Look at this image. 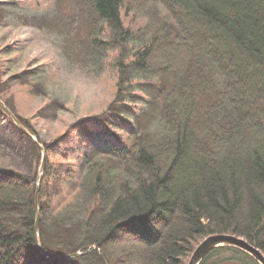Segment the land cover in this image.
Wrapping results in <instances>:
<instances>
[{"label": "trees", "instance_id": "16d2710c", "mask_svg": "<svg viewBox=\"0 0 264 264\" xmlns=\"http://www.w3.org/2000/svg\"><path fill=\"white\" fill-rule=\"evenodd\" d=\"M74 1L89 17L87 63L94 73L115 70V96L67 129L85 142L74 153L42 141L5 100L15 81L44 94L43 72L0 79L2 103L45 155L37 188L40 150L0 107L13 131L0 126V148L28 170L0 165V264H119L130 249L139 264H187L211 235L241 238L264 255V0H158L177 33L158 31L140 48L123 25L125 0ZM136 78L159 82L141 115L127 103L144 102L131 92ZM122 237L142 250L118 246ZM201 264L256 263L224 247Z\"/></svg>", "mask_w": 264, "mask_h": 264}, {"label": "rangeland", "instance_id": "374dc122", "mask_svg": "<svg viewBox=\"0 0 264 264\" xmlns=\"http://www.w3.org/2000/svg\"><path fill=\"white\" fill-rule=\"evenodd\" d=\"M127 5L131 11L128 16L122 13L123 25L139 48L158 31L168 35L177 33L175 24L158 0H125L124 6ZM88 21V13L74 0H0V61L5 72L0 75L1 81H9L11 74L38 70L43 72L40 82L44 86V94H32L26 84L11 82L4 87L5 100L9 101L17 116L31 123L42 141L60 140L63 148L70 147L74 153L79 152L78 148L85 142L67 129L80 118L104 110L116 92L115 70L105 66L102 71L94 73L87 63L84 49ZM7 49L15 53L3 56ZM9 59L13 68L7 71L3 62ZM109 59L112 61L113 57ZM151 81L148 84L136 78L131 84V92L144 101L127 102L137 114L149 111L145 102L149 101L150 106L153 103L146 91L159 87L156 85L159 82L158 78ZM163 81L166 82L167 78L164 77ZM151 92L155 95L156 90ZM53 102L60 103L63 108L53 109ZM43 108H46L43 116L38 117ZM0 126L12 131L9 124L0 122ZM54 159L67 161L56 156ZM3 163L28 172L26 162L12 149L0 148V165ZM125 243L142 250L139 244L124 237L118 239L117 245L124 246ZM135 250L130 249L129 257L119 264H139Z\"/></svg>", "mask_w": 264, "mask_h": 264}, {"label": "water", "instance_id": "95a60500", "mask_svg": "<svg viewBox=\"0 0 264 264\" xmlns=\"http://www.w3.org/2000/svg\"><path fill=\"white\" fill-rule=\"evenodd\" d=\"M2 108L6 111V113L10 116V118L13 120L15 126L26 136L31 138L33 142L37 145L34 137L18 123V121L14 118V116L8 111V109L1 104ZM39 146V145H38ZM39 149L42 154V160L40 167L37 172V180L36 184L39 185L40 178L43 175L44 172V151L41 146H39ZM37 215L36 212V225H35V241L36 245L39 247V240L37 235ZM221 247H233L237 248L246 254H248L257 264H264V255L255 247L249 245L245 240L241 238H237L230 235H211L207 238H205L194 250L192 253L189 261L187 264H200L202 259L207 255L211 250L215 248H221ZM90 250H93L92 248ZM89 250V251H90Z\"/></svg>", "mask_w": 264, "mask_h": 264}, {"label": "bare ground", "instance_id": "6f19581e", "mask_svg": "<svg viewBox=\"0 0 264 264\" xmlns=\"http://www.w3.org/2000/svg\"><path fill=\"white\" fill-rule=\"evenodd\" d=\"M237 250H239V249H237Z\"/></svg>", "mask_w": 264, "mask_h": 264}]
</instances>
